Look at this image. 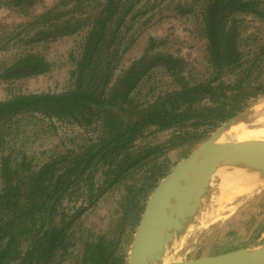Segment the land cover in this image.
<instances>
[{
	"label": "trees",
	"instance_id": "1",
	"mask_svg": "<svg viewBox=\"0 0 264 264\" xmlns=\"http://www.w3.org/2000/svg\"><path fill=\"white\" fill-rule=\"evenodd\" d=\"M39 0H9L15 7L33 6ZM143 0H101L90 16L72 24L67 13H45L43 21H55L38 32L31 42H44L73 35L88 27L81 57L72 77L73 89L59 94L37 93L17 96L0 103V123L19 114H40L72 121L82 127L99 122L101 135L80 151H69L37 170L12 167L5 160L0 190V264H53L74 245L73 228L83 215L111 190L125 192V216L138 224L146 203L171 172L167 152L178 144L194 145L207 132L241 113L258 90L241 83L219 82L225 66L239 61L236 22L243 14L264 21L258 0H206L204 34L211 65L218 76L190 85L182 76L183 62L171 55L148 51L115 79L124 55L133 44L127 36L140 17ZM180 15L190 9L178 4ZM127 38V39H126ZM165 68L179 89L153 104L134 105L131 94L149 73ZM49 65L43 57L26 55L5 68L1 78L41 75ZM253 96H250L252 95ZM207 101V102H204ZM180 130L164 144L136 147L143 132ZM203 130V133H200ZM81 200V202L79 201ZM65 203L72 204L67 207ZM117 239L98 238L85 244V264H129L117 256ZM26 245V247H24Z\"/></svg>",
	"mask_w": 264,
	"mask_h": 264
},
{
	"label": "rangeland",
	"instance_id": "2",
	"mask_svg": "<svg viewBox=\"0 0 264 264\" xmlns=\"http://www.w3.org/2000/svg\"><path fill=\"white\" fill-rule=\"evenodd\" d=\"M258 1L262 2L264 9V0ZM100 3L101 0H39L33 6L15 7L9 0H0V75L5 68L29 54L43 57L49 65L48 71L41 75L11 79L0 77V103L21 95L59 94L73 89L75 79L72 75L83 51L88 27L54 40L38 43L31 40L38 32L48 30L55 24V21H43L42 14L67 13L64 21L68 19L74 24L95 12ZM178 4L190 9V13L180 15L176 10ZM205 4L206 0H143L137 7L140 17L135 20L127 36L133 44L124 55L115 79L132 62L145 55L151 41L152 54L171 55L182 60V76L190 85L207 82L218 76L207 52L203 22ZM231 17L236 22L239 34L237 49L240 56L238 63L222 69L219 82L226 85L241 83L244 89L259 91L256 97L248 99L242 112L254 105L261 104L262 108L264 21L243 14ZM179 87L175 78L165 68L159 67L141 81L131 94V100L134 105L144 108ZM222 125L207 132L194 145L178 144L168 150L172 169L210 139ZM101 131L99 122L82 127L72 121L31 113L15 115L1 122L0 190L3 187L2 168L5 160L12 167L37 170L60 155L80 151L96 142ZM179 132L182 134V131L175 129L157 131L149 128L143 132L136 147L164 144L179 135ZM124 195L123 190L115 188L91 207L73 228L74 245L53 264H85V244L100 237L117 239V256L129 260L140 221L134 225L132 216H125ZM65 204L67 207L73 206ZM185 210H191L190 206H180L174 212L180 215ZM215 215L207 219L191 218L193 221L180 234V222L174 220L169 223V228L173 229L176 236L168 245L164 243L169 242L170 238H164L166 242L161 243L164 244V257H169L164 258V263L185 262L264 245V184L253 192L239 193L232 200L229 210L223 211L218 218L219 213ZM180 251L183 252L182 256H178Z\"/></svg>",
	"mask_w": 264,
	"mask_h": 264
},
{
	"label": "water",
	"instance_id": "3",
	"mask_svg": "<svg viewBox=\"0 0 264 264\" xmlns=\"http://www.w3.org/2000/svg\"><path fill=\"white\" fill-rule=\"evenodd\" d=\"M260 106V105H259ZM257 105L224 123L204 144L178 163L150 195L141 216L129 264H165L164 244L172 243L176 236L169 228L174 220L180 222L178 234L193 221L183 220L174 207L201 204L226 191L234 177H264V140L246 143L230 153L211 177L193 172L194 160L207 154L225 133L244 115H254ZM164 238H170L166 242ZM166 242V243H164ZM164 243V244H161ZM167 264H264V245L227 252L217 256Z\"/></svg>",
	"mask_w": 264,
	"mask_h": 264
},
{
	"label": "bare ground",
	"instance_id": "4",
	"mask_svg": "<svg viewBox=\"0 0 264 264\" xmlns=\"http://www.w3.org/2000/svg\"><path fill=\"white\" fill-rule=\"evenodd\" d=\"M260 108L261 104L256 114H254L255 116L247 114L241 117L236 125L218 139L207 154L197 157L193 162V172L204 177H211L216 174L223 160L230 153L235 151L236 148L246 143L264 140V107H262L263 109ZM262 184H264V177L262 176H246V178H236L235 176L234 179L227 183L226 191L222 195H216L205 203L185 205L190 206L191 210L181 211L180 217H182L183 220L189 218L205 219L213 215L216 216L215 214L219 213L216 217L218 218L223 211L230 209L232 200L237 197L239 193L247 194L253 192L262 187ZM178 207L180 206L174 207V210ZM194 213L197 215L193 216ZM182 255L183 252L180 251L178 256ZM166 256V259H168V255Z\"/></svg>",
	"mask_w": 264,
	"mask_h": 264
}]
</instances>
